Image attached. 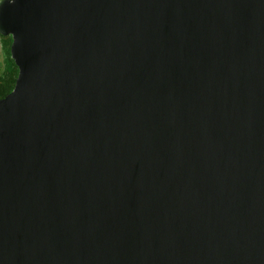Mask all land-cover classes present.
Segmentation results:
<instances>
[{
    "label": "water",
    "instance_id": "95a60500",
    "mask_svg": "<svg viewBox=\"0 0 264 264\" xmlns=\"http://www.w3.org/2000/svg\"><path fill=\"white\" fill-rule=\"evenodd\" d=\"M0 264H264V0H1Z\"/></svg>",
    "mask_w": 264,
    "mask_h": 264
},
{
    "label": "trees",
    "instance_id": "16d2710c",
    "mask_svg": "<svg viewBox=\"0 0 264 264\" xmlns=\"http://www.w3.org/2000/svg\"><path fill=\"white\" fill-rule=\"evenodd\" d=\"M1 1V0H0ZM0 44H2V64L0 70V100L7 97L15 88L19 69L11 56L12 38L0 35Z\"/></svg>",
    "mask_w": 264,
    "mask_h": 264
},
{
    "label": "built area",
    "instance_id": "2783aa9c",
    "mask_svg": "<svg viewBox=\"0 0 264 264\" xmlns=\"http://www.w3.org/2000/svg\"><path fill=\"white\" fill-rule=\"evenodd\" d=\"M2 44H0V54H2ZM3 68V64H2V61L0 59V70Z\"/></svg>",
    "mask_w": 264,
    "mask_h": 264
},
{
    "label": "rangeland",
    "instance_id": "374dc122",
    "mask_svg": "<svg viewBox=\"0 0 264 264\" xmlns=\"http://www.w3.org/2000/svg\"><path fill=\"white\" fill-rule=\"evenodd\" d=\"M0 59H1V61H3V60H2V56H0Z\"/></svg>",
    "mask_w": 264,
    "mask_h": 264
}]
</instances>
